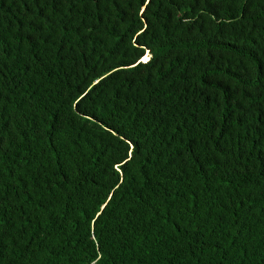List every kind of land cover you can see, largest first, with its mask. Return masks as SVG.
Listing matches in <instances>:
<instances>
[{
    "label": "trees",
    "instance_id": "16d2710c",
    "mask_svg": "<svg viewBox=\"0 0 264 264\" xmlns=\"http://www.w3.org/2000/svg\"><path fill=\"white\" fill-rule=\"evenodd\" d=\"M0 264H264V0H0Z\"/></svg>",
    "mask_w": 264,
    "mask_h": 264
},
{
    "label": "clouds",
    "instance_id": "9594fccd",
    "mask_svg": "<svg viewBox=\"0 0 264 264\" xmlns=\"http://www.w3.org/2000/svg\"><path fill=\"white\" fill-rule=\"evenodd\" d=\"M143 56L140 58V61H145L146 59L142 60Z\"/></svg>",
    "mask_w": 264,
    "mask_h": 264
}]
</instances>
